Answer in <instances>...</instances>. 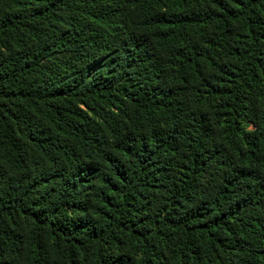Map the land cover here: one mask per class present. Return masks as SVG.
<instances>
[{"label": "trees", "instance_id": "1", "mask_svg": "<svg viewBox=\"0 0 264 264\" xmlns=\"http://www.w3.org/2000/svg\"><path fill=\"white\" fill-rule=\"evenodd\" d=\"M0 264H264V0H0Z\"/></svg>", "mask_w": 264, "mask_h": 264}]
</instances>
